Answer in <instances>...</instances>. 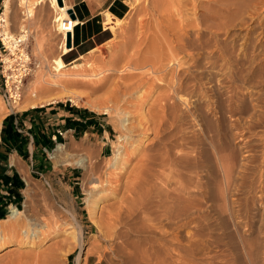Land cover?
Returning a JSON list of instances; mask_svg holds the SVG:
<instances>
[{
    "label": "bare ground",
    "instance_id": "6f19581e",
    "mask_svg": "<svg viewBox=\"0 0 264 264\" xmlns=\"http://www.w3.org/2000/svg\"><path fill=\"white\" fill-rule=\"evenodd\" d=\"M24 1L28 3V0ZM44 1L46 0H38L37 4H41ZM49 1L57 12V17L55 19V22H57L56 31H58V34L61 38L60 41H65L67 38V32L62 31L61 25L63 24L64 20L70 21L72 18L70 17L65 4L63 6L60 5L58 0ZM213 1H217V3L222 1L225 3L224 5L229 11L234 9L235 12H237L243 5L241 0H212L211 2ZM256 2L258 1L256 0ZM134 3H138V0H135ZM207 3V1L204 2L203 0H150V9L148 10L144 8L142 10L146 20L142 19L143 22L140 24L142 26L138 28L137 36L139 37H137L136 40L133 39L134 37L130 38L134 40V43L136 41V46L130 44L135 46L134 51L131 49L132 46L129 48V43L132 41H127L129 43L126 45L129 46L120 49L119 54L113 56L112 60H109V63L107 62L108 64L106 68H101V70H99L95 66H92L93 68L90 67L88 74L82 72H75L68 76L59 74L44 83V85L48 87L47 89H54L58 92L55 97L46 103H53L58 100L69 98L78 106L80 103H83L86 107L92 110H97L109 115L110 118H113L115 121H118L121 124L120 127L123 128L121 129L123 132L117 135L119 137L115 146V151H113L114 155L113 157H109L110 159L106 160L107 165L105 164V168H117L123 164H126L130 158V155H128V158H126L125 150L128 147L125 149L124 143L127 144L128 141L132 142L133 136L135 139L142 135H139L137 131H148L149 126L151 127L150 122L154 123V145L151 146L152 148H148L149 150H146L145 154H143L139 159V164L135 166V168L130 172L129 176L123 180V175H116L109 170L107 171V176L105 175L106 178L103 177V179L101 178L102 176H100L102 174L98 173L90 181L91 189L87 190L90 192L89 194H91V197L98 199L97 205L105 204L104 208L102 206L103 216L108 226L107 228L112 230L109 231V233H111L110 236L112 235L113 237V235H115L117 238H126V234H124L123 229H126L129 232L135 231L137 234L142 236V239H140L141 250L139 249L140 251H138L137 249L138 258L135 257L137 260L135 261L137 262L136 264H202L201 253L203 238H205L204 236L213 234L215 231V222L224 216V214L229 213L230 216L233 214V202L235 199L232 198V187L234 188L237 180H241L242 184L240 187L244 189L245 187L247 188L248 185L246 184L247 181L245 180H247L246 177L248 175V171L250 172L251 169H253L249 166V158L246 160L248 161V165H244L242 171H237L239 169L230 162V156L227 154L228 150L226 145H223V143L220 142L222 141V137L219 136L220 134H224L220 133L221 124L223 121V112L221 109L222 107L224 109V105L220 106L221 104L213 97L212 98L214 100L202 99L206 95L204 90L201 88L200 81L204 77L202 74L206 72H202L200 74L199 72L200 69L204 68L202 61H204V59H209L208 62L211 64L210 67L216 70L218 69V71H215L216 74L219 76H226V78L229 79H227V82L229 83L227 85L225 84L228 94V96L225 97L227 98V100L225 99L226 103L223 102L227 106L225 108V112L229 113L230 117L235 119L233 126L236 124L237 126L240 125L243 130L254 131V128L259 123L264 121V101H262L264 98V69L261 71V66H259V62H262L264 58V32L262 31L264 28L261 30V28H256V25L253 24L252 27L249 26L251 25V20L253 18L256 19L255 16L257 17V14L261 12H259L258 8H256L257 5L255 6V9H253L254 6H251L252 8L250 7L247 9L250 11L249 14H252L251 16H255L249 17L247 15L249 19L247 17L243 18L240 23V25L245 24V30L242 29L235 31L232 30L231 27H227V29H225L226 31L222 34L220 33L222 28L217 27L214 28L209 34V39L204 40L203 35L205 34V31L202 27L203 23L201 24L199 21V16H201L199 12L201 7L203 5L205 6V4L207 5ZM245 3L247 2L245 1ZM188 5H190L192 12H189V14L185 15L184 13L186 11H184V8ZM242 9H244V7ZM247 9L245 8L244 11L246 12ZM9 11L10 7L8 2L6 11L2 18H0L2 25L7 22ZM235 14L236 13H234V15ZM165 15H168L167 20L169 23L174 21L172 20L174 16H178L177 18L180 19L178 20L179 24L177 25L179 30L175 32L173 31L174 28L171 29L170 25H166L168 26L170 32L173 31L171 33L172 38L169 40L168 38L164 39V37H161L162 39L166 40L164 41L166 43H160L161 45L159 46L157 43H155L157 45L156 48L154 46V49L152 48L150 51L149 48L145 49V45L149 41L148 39H155L152 37L153 35L150 34L152 29L149 27V25L151 24L152 26V24H154L152 23L153 20H155V22L158 21V19L165 20L163 19ZM75 22L77 24V19L72 20L68 32H71L74 29ZM162 22L164 23V21ZM162 22L159 24H162ZM253 22L254 21H252V23ZM104 23L105 29L110 30L113 34H115L123 21L107 15V19ZM172 24L174 25L176 23ZM160 26L165 27V24ZM227 26L229 25L227 24ZM233 26H235V24ZM152 28L154 30L153 26ZM162 30L164 31V29ZM166 33L167 32L165 30V33L163 34ZM152 34H154V32H152ZM155 35L157 34L155 33ZM150 36L151 38H149ZM2 37L4 42H6L7 47L12 52H15L18 48L19 41H13L15 38L7 31L4 32V36L2 35ZM23 37L24 36L21 38ZM157 37L158 35L156 36V40H158ZM22 40L23 39L20 41ZM212 42L214 43L212 44ZM126 45H124V47ZM186 48L196 50L193 55L190 54L191 60L193 59L191 62V64L193 63L192 70L191 67L180 69L181 57L179 56H181L182 53L179 55V51H185L187 50ZM207 48H211L212 50H208L206 51L207 53L203 54ZM73 49L74 48H70L68 46L63 47L61 52L62 56L63 54H68ZM130 49L132 52H130ZM190 50L189 52H191ZM240 60L243 61L241 62ZM147 65H151L152 69L150 70L154 76L147 77V73V76H143L145 75L146 71H144V69L147 67ZM182 66L185 67V64ZM105 72L111 74H113V72L117 73L118 77L116 78L118 80L111 81L112 75L106 74ZM194 72L198 73V75L194 76ZM102 73L105 74L101 78L100 75ZM115 76L116 75L114 74L113 77ZM63 77L67 78L64 79ZM85 78H89V80ZM33 86L36 90L39 88H44L42 85ZM78 86L85 87L86 91L81 92V89L79 90ZM144 87H146V90L140 96L139 102L141 104L135 105V110L124 107L121 102L126 104L128 101L127 98L134 97V93L136 91H141ZM105 88L109 89H106L109 92L105 93L109 96L106 97L104 95V98L106 99L101 97V100L105 102L101 104V102L91 100L92 96L98 92H101ZM155 88H164V90L159 92L153 99L152 97ZM245 91L247 92L245 93ZM216 94H219L218 91ZM245 94H250V96L254 98L256 96L257 98H255L253 101L258 102L259 105H261L260 108L262 110H260L258 113L257 111L249 113L248 118L242 121L237 116L244 112H242V108L245 102ZM194 97L195 99H198L197 97H199L200 99L205 100L206 108L212 111L214 116H216L215 125L211 124L215 133L213 132L211 138H208V141L210 140L211 142L213 158L207 155L206 159H203L204 157H202L201 152L203 149H200L201 151L198 149V146L202 145L201 138L203 137H201V135H203V132L206 129L203 132L196 133L195 138L190 137V139L194 140V143H192L191 140L187 138L186 124L188 117H192L197 122L196 119L201 113H199V109L201 107L199 108L196 105L193 106V104L191 106V103L189 102V100ZM150 99H153V103L150 113L147 114L143 110L142 105L146 102H149ZM18 104L16 105V108ZM44 104L45 103L35 102L29 105H24L23 108L36 107L37 105ZM220 113H222V116H219ZM226 117L228 116L226 115ZM130 119L137 121L138 125L136 124V126H132L130 124L131 121L129 122ZM203 120H201V122ZM206 121L208 123V120ZM198 122L200 130H203L201 127L203 124L201 125L200 120ZM206 124L204 126H206ZM261 125H263V123ZM240 126L239 129L241 128ZM209 132L212 133L210 130ZM209 136L210 135H208V137ZM246 137H243L246 138V140L244 139L245 141L243 140V144H246V146H243L246 147V149L253 151L251 145H249V142H247L248 136ZM129 138H132L131 141ZM262 140V156L261 159H259L260 161H258L261 168L264 167V137ZM188 144H191V146L189 147ZM188 147L191 148V150H187ZM252 147L254 148V145H252ZM67 149L68 148H66L64 145H59L56 149L54 158L61 161L63 154L70 156V154L67 153ZM84 150H86L85 152L88 151V154L86 155L83 153V157H79L74 161V163L82 167L84 171H93L92 168L95 164L92 161V154L94 153H92L93 151H91V148L89 149L85 147ZM250 151H247L248 154H246L245 158L250 155ZM94 155H96V152ZM99 157L100 156H98V158ZM66 160H74V155L67 157ZM251 163H253V161ZM215 168L217 171H215ZM99 169L104 170L100 167ZM215 172H218L222 175V178H220L218 182L220 184L222 183L224 186L223 196L226 197L223 206H221V208L218 206V212L216 210L217 199L215 195L212 194L210 189V182L212 181L210 178H208V176L214 175ZM236 173H238V176ZM193 174L194 176L196 175L198 180L197 182L195 181L194 176H192ZM259 177L262 179L261 176ZM260 181L261 182L257 183L261 184L264 180ZM263 184L261 185L263 186ZM262 191L263 190H261V192ZM119 193H122V195L119 197L120 202L119 205H115L113 203L114 201H112L110 197L114 196L113 198L115 199ZM263 195L261 193V195H257V198L252 199L251 202L254 206L258 205V202L259 206L264 205ZM231 198L232 203H230ZM247 199L248 198L245 200ZM249 212H251V210ZM29 216L30 215H26V212L23 214L20 211L13 209L11 214L8 216V219L5 220L11 226L10 229H8L9 232L7 231L9 235H18V233L23 229H25V232L23 233H27L26 222ZM261 219H263V217H261ZM83 237L82 227L78 226V243L81 247L83 246L84 242ZM4 238L5 236H1L0 240L2 241ZM22 244L32 246L34 245V241L26 240L24 243L22 242ZM245 244L248 246L250 245L248 243ZM4 246L5 244L1 245V248H4ZM248 246L245 245L243 248L246 249ZM237 249L239 248L237 247Z\"/></svg>",
    "mask_w": 264,
    "mask_h": 264
},
{
    "label": "rangeland",
    "instance_id": "374dc122",
    "mask_svg": "<svg viewBox=\"0 0 264 264\" xmlns=\"http://www.w3.org/2000/svg\"><path fill=\"white\" fill-rule=\"evenodd\" d=\"M37 1L38 0H28L27 3L24 0H11V4L9 6L10 11L7 17V22L3 25L0 23V25H2L0 26V31L3 36H4V32L7 31L15 38V40L13 41H20L21 39H23L22 42L18 44V48L15 52H12L8 47L6 48V50L0 49V86H2L1 83L3 79L1 73L3 61H5L6 69L7 68L18 69L24 64L23 62L30 63V67L32 68L31 74L25 78L22 84V90H21L22 99L19 103L20 105L18 104L16 108V111L19 112L25 111L27 109H31V107L24 109L23 106L35 102L45 103V105H47L46 102H48L50 99L55 97L56 94H58L56 90L47 89L48 87L44 85V83L49 81L52 77L57 76L59 74L68 76V75H72L75 72L76 73L82 72L88 74L89 73L88 70L90 69V67L93 68L92 66H95L99 70H101V68H106L107 64L112 60L113 56L119 54L120 49L126 48L130 44L132 45L136 44V41L134 43V40H136L137 37H139L137 36L138 28L142 26L140 25L143 22L142 19L146 20L142 10L144 8L148 10L150 9V5H149L150 0H138V3L136 4L134 3L135 0H125V2L128 4L129 11L126 15H124V17L120 18L123 19V23L120 25L121 27L120 26L118 27V30L115 32V34H113L110 30L105 29V31L102 34L96 35L92 40H89L88 42L79 46L75 45L74 49L68 53L69 57L63 58L61 53L62 49L59 48L61 38L58 34V31H56L57 23L55 22V19L57 17V12L52 7L49 0H46L41 4H37ZM203 1L208 2L207 5L205 4V6L203 5L201 7V10L199 12L201 14V16H199L200 18L199 21L201 24L203 23L202 27L205 31V34L203 35L204 40L209 39L208 38L209 34L213 31L214 28L217 27L222 28V31L220 32L222 34L223 32L226 31L225 29H227V27H231V29L235 31H239L242 29L245 30L246 29V26L244 27L245 24H242L243 25L242 26L240 25V23L243 18L247 17L249 19V17L252 15L249 14L250 11L247 9L250 8L251 6H254L253 9H255V6L257 5L256 8H258L259 12L261 13L257 14V17L255 15L251 16V17L255 16L256 19L253 18L251 20V25L249 27H252L253 24L256 25L255 26L256 28L259 29L261 28V30L262 28H264V0H257L258 2H256V0H245L249 4L245 3L244 0H241L243 2V5L237 12H235L234 9H232V11H229L225 7L224 5L225 3L222 1L220 3L218 2L219 4L217 3V1L211 2L212 0H203ZM243 7L244 9L245 8L247 9L246 12L248 13H246L244 9H242ZM184 11H186L184 13L185 15L189 14V12L191 13L192 11L190 9V5L185 7ZM2 12H3V8L0 11V15L2 14ZM233 12L236 14L234 15ZM106 13L107 12H104L102 15H99L98 17L102 25H104V27H105L104 21L106 18ZM177 17L174 16L172 18V20L174 21H171L169 19L171 23H169V21L167 20L168 15H165V17L163 18L166 21L158 19V21L155 22V20H153L152 23L154 24H152V26L154 27V30L151 24L149 25V27L152 29V32H154V34H152V32L150 31V34L153 35L152 37H154L155 39L151 38L150 36L149 38H151L152 40L148 39L149 41L147 42V44L146 45L144 44L145 49L149 48L150 51V49L151 50L152 48L154 49V46L156 48L157 45L159 46L162 43H166L164 42L166 41L164 39L168 38L170 40L172 38L171 33L173 31L176 32L179 30V27H177V25L179 24L178 20L180 19H178ZM48 21L50 22V26L47 27L46 23ZM162 21H164V23ZM252 21L254 22L252 23ZM160 22H162V24H159ZM172 23H176V24L173 25ZM163 24H165L166 28L164 26H160ZM227 24L229 26H227ZM234 24L236 27L233 26ZM166 25L168 26L170 25L171 29L174 28V30L170 32L168 26ZM162 29H164V31ZM165 30L168 33V34L166 33L167 34L166 37H165L166 34H163L165 33ZM262 31L264 32V29ZM155 33L158 35L157 38L159 41L156 40L157 35H155ZM161 34L164 36H162ZM22 36L24 37L21 38ZM161 37H164V39H162ZM130 38H133L134 40ZM127 41L129 42L132 41V42L129 43ZM128 43L129 45L127 46L126 44ZM155 43H157V45ZM213 43L214 42H212V44ZM124 45L126 46L124 47ZM132 45H130L129 48H131ZM147 45L148 46L152 45V46L148 47ZM135 46H132L131 48L133 49V51L135 50L134 49ZM93 49L96 51H94ZM131 49L130 52H132ZM186 49L187 50L184 49L186 52L179 51V55H181L182 53V55L179 56L181 57L180 60L181 62H184V63L180 62V69H186L191 67L192 70L193 63L191 64V62L193 61V59L191 60L190 56L193 55L196 50L191 48H190L191 50L189 48ZM189 50L192 53L189 52ZM208 50L211 51L212 49L207 48L205 52L203 50L201 51H203L204 52L203 54H205L207 53L206 51ZM92 51L94 52V55ZM208 60L209 59H204V61H202L203 67L205 69L204 68L200 69L199 72V74L202 72L203 73L206 72L202 74V76L204 77L202 78L203 80L201 79L200 81L201 88L204 90L206 95L202 99L212 100L213 98H215V100H217L221 104L220 106L224 105V109L223 107L221 109L223 112V121L221 124V132H220L224 134H222L223 136L221 134L219 136L222 137V138L220 137L222 140L220 142L223 143V145L224 144L226 145V148L228 150L227 154H229L230 156V162L239 169L237 171H242L244 165H248V161L246 160L249 158L250 159L249 166L252 167L253 169H251L250 172L248 171V175L246 174L247 180L245 181L248 182V183L246 182V184L249 186V187L247 186L248 189L246 187L245 189L240 187V185L242 184L241 180H237V183L234 186V188L232 187L233 190H231L232 191L231 194H232V198L235 199V201L233 202V206H234L233 214L231 216L229 215V213L224 214V216L219 218V220L221 219L220 221L217 220V222H215L216 223L215 231L213 232V234L204 236L205 238H203V246L201 253L202 264H264V205L259 206V202H258V205L254 206L253 203L251 202L253 198H257V195H261V193L262 195L264 194V184H263L264 181H262L263 183H261L263 184V186L260 183H257V182H261L260 180H264L263 179L264 167L261 168L258 162L260 161L259 159H261L262 156L261 149L263 144L261 141H263L262 139L264 137V121L259 123L255 127L256 129L254 128V131L243 130V128L240 125L237 126L236 124L233 126L235 119L230 117L229 113L225 112L226 111L225 108L227 107L225 104L226 103L225 99L227 100V98L225 97L228 96L226 91L227 90L226 85L229 83L227 82L229 79L226 78V76L217 75L215 71H218V69L216 70L211 68L210 67L211 64L210 62H208ZM263 60L262 62H259V66H261V71L262 69H264ZM240 61L242 62L243 60ZM183 64H185V67L182 66ZM150 69H152L151 65L150 66L147 65V67L144 69V71H146L145 75H143L144 77L147 75H148L147 77L154 76ZM196 72H194L195 73L194 76L198 75V73ZM212 72L215 74H213ZM105 73L111 74L108 72ZM105 73H102L100 75L101 78L104 76ZM114 74L116 75L115 77H113ZM111 75H112L111 81L118 80L116 78L118 77L117 73L113 72V74ZM155 75L158 76L157 74ZM63 78L65 79L67 77H63ZM85 79L89 80V78H85ZM218 80H220L221 82ZM33 85L36 86L42 85L44 88L38 87L39 89L36 90ZM78 87L79 90L81 89V92L86 91L85 87L82 86L81 87L78 86ZM106 89L108 88H105L101 92L96 93L94 96H92L91 100L93 101L96 100L97 102H101V104L105 102L101 100V97L104 98V95L106 97L109 96L105 94L109 92L108 91L109 89L108 90ZM145 90L146 87H144L141 91H136L134 93V97L127 98L128 101L126 104H124V102L121 103L124 105V107L129 108L131 110H135V105L141 104L139 102L140 96L143 94ZM162 90H164V88H157V89L155 88L152 98L154 99L159 92H162ZM217 91L219 93L218 95L216 94ZM246 92L247 91H245V93ZM197 98L198 99H195V97L191 98L189 102L191 103V106L193 104V106L196 105L199 108L201 107L199 109V113L200 112L201 113L200 116L198 115L199 116L198 118L200 120L201 125L203 124V126H201L203 130H200L198 126L199 124L198 118L196 119L198 122L197 123L195 119H193L192 117H188L186 124L187 138L189 139L190 137L195 138L196 133L203 132L205 129L208 130L205 131L210 136L208 137L206 132L205 131L203 132V135H201V137H203L201 138L202 145L198 146V149L199 150L203 149L204 152L200 150L202 152V157H204L203 159H206L207 155L213 158L212 146L210 140L208 141V138L210 139L211 135H213L214 131L211 124L215 125L216 116H214L212 111L206 108L205 100H202L199 97ZM255 98L257 97L255 96ZM255 98L251 97L250 94H245L244 97L245 102L242 108L243 109L242 112L243 111L244 112L237 116L242 121L248 118L249 113H253L256 111L258 113L260 112V110H262L260 108L261 105H259L258 102L253 101ZM153 99L149 100V102L151 101L150 103L146 102L145 104L142 105L143 110L147 114L150 113L151 111ZM262 101H264V98ZM57 103H67V104H72L74 106H78L77 104L73 103V101H71L69 98L58 100L50 104L55 105ZM131 104L133 107L131 106ZM202 106H203V110H202ZM37 107H44V106L38 105ZM78 107L90 109L86 107L83 103H80ZM92 111L99 115L105 116L106 121L108 122V130L110 131V141L108 144L109 151L106 155L103 153H101L100 155L101 147L104 145L103 141L96 142L94 140L91 141L88 139L87 140L77 139V141L75 142L76 146L74 144H73L74 146H72L69 143L59 142L50 148L44 147L42 153L44 156L43 159L45 165L42 167L36 165V162L31 163V160L27 159L26 157H24L23 160H21L18 155L15 156V158L18 161H21L22 163L21 165V163L16 162V164L20 167L22 176L25 179V187L22 189L23 197L17 199L12 198L11 201L8 202V206H6L4 210L5 217L2 218L3 220H0L1 221L0 238L1 236H5V238L2 241L0 240V264H136L137 263L135 261H137L136 258H138L137 252L141 250L140 239H142V236L137 234L135 231L129 232L126 229H123L124 234H126V238L124 239L117 238L115 235H113V237L112 235L110 236L111 233H109V231L112 230H109L107 228L108 226L103 216V208L105 204L97 205L98 199L91 197V194H89L90 192L87 190L91 189L90 181L95 175L101 173L102 175L100 174L99 175L102 176L101 178H103L105 177V175L107 176V171L109 170L116 175H123L122 178L123 180H125V178L129 176L130 172L135 168V166L139 164L138 161L142 157V155L145 154L146 150H149L148 148H152L151 146L154 145L153 139L155 136V129H154L155 125L153 122H150L151 127L149 126L148 131L140 130L139 131L140 133L137 131L139 135L141 134L142 135L135 139L134 136L133 139L129 138L130 141L132 139V142L128 141L127 142L128 145L124 143L125 149L128 147L125 150L126 158H128V155H130L129 156L130 158L126 164H123L117 168L108 169L105 168L107 165L106 160L110 159L109 157H113L114 155L113 151H115V146L118 142V137H119L117 135L123 132L121 130L123 128L120 127L121 124L118 121H115L113 118H110L109 115L104 114L97 110H92ZM9 113L11 112L6 104V89L4 88L0 91V124L1 125H3V121L5 117L9 115ZM226 115L228 117H226ZM219 116H222V113H220ZM200 117L203 118L201 119ZM201 120H203L202 121L203 123L201 122ZM206 120H208V123ZM130 121H131L130 124L132 126H136L137 121H135L134 119H130L129 122ZM262 123L263 125H261ZM205 124L206 126H204ZM239 126L241 127L240 129ZM209 130L212 131V133L209 132ZM246 136H248L247 142H249V145H251L253 151H250L249 149H246V147H244L246 146V144L244 145L243 142L246 140L247 138ZM190 140L192 143H194L193 139ZM59 145H64L66 148H68L67 153H69L70 156L74 155V160L67 161L66 158L70 156L66 154L62 155L63 157L61 161L55 159L54 157H55L56 149L58 148ZM188 145L189 147L191 146V144ZM252 145H254V148L252 147ZM85 147L89 149L91 148V151H93L92 153L94 154L96 152V155L92 154V161L95 164L93 165L92 168L93 171L92 170L84 171L82 167L74 163L76 159H78L81 156L83 157L84 155L83 153H85L86 155L88 154V151L85 152L86 150H84ZM189 147L187 150H191V148ZM247 151H250L249 152L250 155L245 158L246 154H248ZM13 152L15 153V151ZM98 156L100 157L98 158ZM251 160L253 161V163H251L252 162ZM4 164L0 165V172L2 171V168H4ZM258 166L260 169L258 168ZM99 167L101 169H104L105 171L100 170ZM215 171H217L216 168ZM103 172H105L106 174ZM236 174L238 176V173ZM192 176H194V174ZM259 176H261L262 179ZM208 178H210L212 181L210 182L211 183L210 189L212 191V194L215 195L217 199L216 210L218 212L219 207L221 208V206H223V203L225 202V198H226L223 196L224 186L222 185V183L220 184L218 182V180L222 178V175L219 174L218 172H215L214 175L208 176ZM194 179L196 182L198 181L196 175L194 176ZM1 187L2 186H0V188ZM260 188L261 190H263L262 192L261 190L259 191ZM5 195L7 197H10L6 193ZM121 195L122 193H119V195L116 196L115 199L113 198L114 196H111L112 198L110 197V199L114 201L113 203L115 205L117 204L119 205L120 202L119 197ZM232 198L230 199V203H232L231 201ZM246 198L248 199L245 200ZM13 209L18 210L23 214L26 212V215H30L26 222L27 233H23L25 232V229H23L21 232L18 233V235L15 236L9 235L8 229H10L11 226L5 220L8 219V216L11 214ZM250 210L251 212H249ZM261 217H263V219H261ZM78 226L82 227V232L84 236L83 237L84 242L82 247L78 243ZM21 239L23 243L26 240L34 241V245L31 246V245L22 244ZM245 243H248L250 245L248 246ZM4 244H5L4 248L3 247L1 248V245ZM245 245L248 246L246 249L243 248V246ZM237 247L240 250L237 249Z\"/></svg>",
    "mask_w": 264,
    "mask_h": 264
},
{
    "label": "crops",
    "instance_id": "0c3cea01",
    "mask_svg": "<svg viewBox=\"0 0 264 264\" xmlns=\"http://www.w3.org/2000/svg\"><path fill=\"white\" fill-rule=\"evenodd\" d=\"M64 1L66 8L72 7L77 15L78 27L76 30L74 29V47L92 40L96 35L105 31L104 25L98 18L99 15L107 12L105 21L107 15L123 21L120 18L129 11L125 0ZM8 2L10 6L11 0H0V11L3 8L2 16L6 11ZM46 26H50L49 21ZM66 57L68 58L69 55L64 54L63 58ZM49 104L40 105L44 107H37V105V108L31 107V109L22 112L9 113L1 125V129L4 130L0 132V165L4 164V161L5 164L0 172V186H2L0 195H3L4 199L0 202V212L4 211L5 203L11 201L12 198L23 197L22 189L25 187V179L20 167L16 164V162L21 163L15 158L16 155L21 160L26 157L31 160V163L36 162V165L42 167L45 165L42 153L44 147L50 148L59 142L73 145L77 139L106 142L101 147V153L106 155L109 151L110 131L105 116L99 115L91 109L72 104ZM8 183H13L10 197L4 193L5 185Z\"/></svg>",
    "mask_w": 264,
    "mask_h": 264
},
{
    "label": "built area",
    "instance_id": "2783aa9c",
    "mask_svg": "<svg viewBox=\"0 0 264 264\" xmlns=\"http://www.w3.org/2000/svg\"><path fill=\"white\" fill-rule=\"evenodd\" d=\"M73 18L68 21L64 20L63 24L61 25L62 31H66L68 33L69 26L71 25ZM1 23V21H0ZM57 23V22H56ZM77 26L76 22L74 23V29ZM74 29L71 31L72 32V41H73V35H74ZM0 42H1V47L0 49L6 50L7 45L5 44L3 37L1 35L0 31ZM22 41H19V43ZM67 46V38L65 41H61L59 44V48L63 49V47ZM74 48V44L73 47ZM64 55V54H63ZM3 61V59H2ZM24 64L17 68H5V61H3L2 65V83L0 86V91L2 89H6V104L8 108L10 109L11 113L16 112V105L21 101L22 99V84L23 81L25 80L26 77H28L31 74L32 68L30 67V63L23 62ZM2 87V88H1ZM6 194L9 195L8 191L6 190Z\"/></svg>",
    "mask_w": 264,
    "mask_h": 264
},
{
    "label": "water",
    "instance_id": "95a60500",
    "mask_svg": "<svg viewBox=\"0 0 264 264\" xmlns=\"http://www.w3.org/2000/svg\"><path fill=\"white\" fill-rule=\"evenodd\" d=\"M60 5H64V0H58ZM68 13L70 14V17L73 19H77V15L75 13V10L71 7L68 9ZM67 46L72 48L73 47V41H72V32L67 33Z\"/></svg>",
    "mask_w": 264,
    "mask_h": 264
},
{
    "label": "trees",
    "instance_id": "16d2710c",
    "mask_svg": "<svg viewBox=\"0 0 264 264\" xmlns=\"http://www.w3.org/2000/svg\"><path fill=\"white\" fill-rule=\"evenodd\" d=\"M77 27H78V25L75 27V30L77 29ZM3 130L4 129H2V132H3ZM8 178V177H7ZM11 185H13V183H8V185H5L6 186V190L8 191V193H9V196H11V194H12V188H11ZM5 196V195H4ZM2 199H3V195H0V202L2 201ZM4 200V199H3ZM5 205L6 206H8V203H5ZM5 210V209H4ZM5 217V212L4 211H2V212H0V219L2 220V218H4Z\"/></svg>",
    "mask_w": 264,
    "mask_h": 264
}]
</instances>
